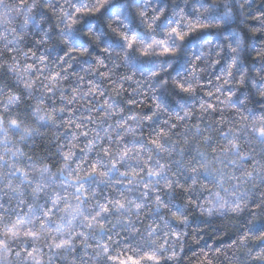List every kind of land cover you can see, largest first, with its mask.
Returning a JSON list of instances; mask_svg holds the SVG:
<instances>
[{
    "label": "clouds",
    "instance_id": "clouds-1",
    "mask_svg": "<svg viewBox=\"0 0 264 264\" xmlns=\"http://www.w3.org/2000/svg\"><path fill=\"white\" fill-rule=\"evenodd\" d=\"M0 264H264V0H0Z\"/></svg>",
    "mask_w": 264,
    "mask_h": 264
}]
</instances>
